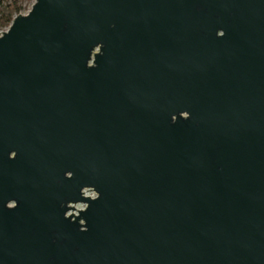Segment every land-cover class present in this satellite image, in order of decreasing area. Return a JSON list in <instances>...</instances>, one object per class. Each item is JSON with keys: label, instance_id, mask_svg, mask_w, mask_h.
I'll use <instances>...</instances> for the list:
<instances>
[{"label": "water", "instance_id": "1", "mask_svg": "<svg viewBox=\"0 0 264 264\" xmlns=\"http://www.w3.org/2000/svg\"><path fill=\"white\" fill-rule=\"evenodd\" d=\"M10 24L0 264H264V0H35Z\"/></svg>", "mask_w": 264, "mask_h": 264}, {"label": "trees", "instance_id": "2", "mask_svg": "<svg viewBox=\"0 0 264 264\" xmlns=\"http://www.w3.org/2000/svg\"><path fill=\"white\" fill-rule=\"evenodd\" d=\"M21 3V0H0V28H7L13 17L19 15Z\"/></svg>", "mask_w": 264, "mask_h": 264}, {"label": "built area", "instance_id": "3", "mask_svg": "<svg viewBox=\"0 0 264 264\" xmlns=\"http://www.w3.org/2000/svg\"><path fill=\"white\" fill-rule=\"evenodd\" d=\"M33 4V3H32ZM32 6V5H31ZM31 8V7H30ZM21 10H22V8H21ZM20 10V11H21ZM29 11L30 10H28L27 11V13H25V14H23V15H27L28 13H29ZM19 15H22V14H19ZM18 15H15L14 17H13V19L14 18H16ZM12 22V21H11ZM10 22V23H11ZM9 23V26L7 27V28H4L3 30H0V35L1 34H3V33H5V32H7L8 31V29H9V27H10V24ZM91 189H89V188H84L83 189V194H82V196H84V197H89L90 199H95V197L97 196L96 195V193L93 191V190H91ZM71 206H73L74 207V210L73 211H71V212H68L67 213V216H70V215H72V214H74L75 216H77L78 215V211H83L84 209H85V207H86V204L84 203V204H75V205H71Z\"/></svg>", "mask_w": 264, "mask_h": 264}, {"label": "clouds", "instance_id": "4", "mask_svg": "<svg viewBox=\"0 0 264 264\" xmlns=\"http://www.w3.org/2000/svg\"><path fill=\"white\" fill-rule=\"evenodd\" d=\"M224 36V32L222 31V30H218L217 32H216V37L217 38H221V37H223ZM97 67V65L95 64V67H93V68H86V69H89V70H91V69H95ZM186 113V112H185ZM187 115H188V113H186ZM188 118H186L185 120H187ZM173 123V122H172ZM15 156H16V153L15 152H11L10 154H9V159L11 160V159H14L15 158ZM16 206V202L15 201H12L10 204H8L7 205V207H9V208H12V207H15Z\"/></svg>", "mask_w": 264, "mask_h": 264}, {"label": "rangeland", "instance_id": "5", "mask_svg": "<svg viewBox=\"0 0 264 264\" xmlns=\"http://www.w3.org/2000/svg\"><path fill=\"white\" fill-rule=\"evenodd\" d=\"M22 3H21V7H22V10L20 11L19 14H25L27 13L28 10H30V7L32 5V3H34V0H21ZM19 16V15H18ZM4 28H0V30H3Z\"/></svg>", "mask_w": 264, "mask_h": 264}]
</instances>
